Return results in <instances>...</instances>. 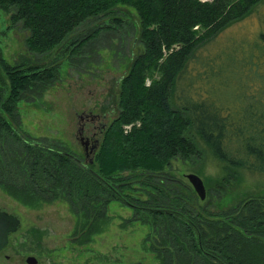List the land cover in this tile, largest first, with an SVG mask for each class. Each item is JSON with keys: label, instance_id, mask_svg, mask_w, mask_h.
<instances>
[{"label": "trees", "instance_id": "16d2710c", "mask_svg": "<svg viewBox=\"0 0 264 264\" xmlns=\"http://www.w3.org/2000/svg\"><path fill=\"white\" fill-rule=\"evenodd\" d=\"M117 3L135 9L142 48L119 76L118 111L104 125L92 160L29 137L15 122L18 101L43 90L57 63H14L0 53V163L9 170L0 185L30 206L67 199L85 216L74 228L78 240L98 230L110 200L130 205L125 219L148 225L140 242L154 264H264V194L201 215L206 203L192 184L164 169L172 156L198 157L199 138L222 174L264 172V24L247 34L252 40L240 37L212 54L206 45L264 0H0V9L8 13L7 27L20 21L27 29L30 50L68 40L74 53L101 28L71 38L77 25ZM194 74L202 83L194 84ZM143 185L144 197L137 190ZM253 214L261 221L254 223Z\"/></svg>", "mask_w": 264, "mask_h": 264}, {"label": "rangeland", "instance_id": "374dc122", "mask_svg": "<svg viewBox=\"0 0 264 264\" xmlns=\"http://www.w3.org/2000/svg\"><path fill=\"white\" fill-rule=\"evenodd\" d=\"M262 23L264 24V3L257 7L256 13L229 25L209 40L206 43L208 53L212 54L219 45L240 37L252 40L253 37L247 34ZM7 24L8 13L0 9V53L7 61L57 63L55 77L43 90L28 91L18 101L15 112L17 126L29 137L56 146L69 147L82 161L86 160L82 143L76 136L79 113L91 108L104 112L102 119L107 121L117 113L119 76L128 69L133 55L142 48L139 19L135 9L127 4L117 3L107 12L86 18L77 25L71 38L82 37L86 31L97 25H101V28L83 41L74 53L70 50L68 40L62 46L46 51L30 50L24 42L27 29L21 22L16 21L10 27ZM212 43L213 46L208 48ZM193 77L196 79L194 84L202 83L196 74ZM219 78L218 75L214 83ZM237 78L240 82L242 74L237 75ZM213 80L209 79L208 84ZM236 92H241L239 84ZM197 143L201 150L198 157L185 159L178 155L172 156L164 169L188 182L185 172L194 170L202 176L204 182H208L206 197H196L200 202L206 203V208H201V215L207 209L233 208L242 204L243 198L264 194V172L242 169L241 176L236 172L222 174L217 160L207 152L206 145L199 138ZM5 146L6 144L3 151H7ZM0 169L5 170L0 176L9 173L4 163H0ZM133 184L137 185L138 182ZM216 184L223 186L225 190L217 189ZM137 190L143 197L148 193L144 185ZM153 190L156 191V188ZM0 204L13 209L19 217L18 229L13 234L14 249H19V252H15L14 264H124L136 259H140L143 264L155 262L153 252L142 248L140 242L148 230V225L138 220L127 221L125 218L131 214L132 208L117 199L106 204V217L103 223L100 221L98 230L90 229L89 235L83 232L82 240L76 238L80 233H76L74 228L78 227L75 226L77 223L85 220V216L78 213L76 207L72 210L71 204L65 198L30 206L12 197L0 185ZM196 209L197 206L194 207ZM237 211L238 209L233 210L231 214H236ZM78 215L81 216L78 218ZM251 220L257 223L261 221V217L253 214ZM158 235H163V231ZM158 235L156 233L155 237ZM234 238L237 242L235 236ZM226 239L233 242L231 237ZM27 252L36 255L35 262L25 260ZM233 252L236 255V250ZM237 254L241 255L239 250Z\"/></svg>", "mask_w": 264, "mask_h": 264}, {"label": "flooded vegetation", "instance_id": "af4514ba", "mask_svg": "<svg viewBox=\"0 0 264 264\" xmlns=\"http://www.w3.org/2000/svg\"><path fill=\"white\" fill-rule=\"evenodd\" d=\"M104 115V112L94 111L91 108L87 111L82 110L79 113L80 119L76 136L82 143L85 157H88L98 144L100 133L108 122L102 119ZM94 142L95 145L91 147ZM18 225L19 217L15 211L6 205L0 204V264H14L15 252H19V249H14L13 236L18 229ZM31 254L36 257L34 253ZM27 255L28 252L25 254V260H27Z\"/></svg>", "mask_w": 264, "mask_h": 264}, {"label": "water", "instance_id": "95a60500", "mask_svg": "<svg viewBox=\"0 0 264 264\" xmlns=\"http://www.w3.org/2000/svg\"><path fill=\"white\" fill-rule=\"evenodd\" d=\"M95 145V142L91 144V147ZM88 160H92V156H88ZM189 182L192 184L193 188L197 192L200 198H203L206 193L205 183L202 176L194 170H189L185 172ZM27 261L34 262L36 261V257L33 254L27 255ZM124 264H143L140 259L132 260Z\"/></svg>", "mask_w": 264, "mask_h": 264}]
</instances>
